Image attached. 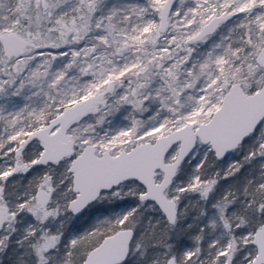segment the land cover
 Wrapping results in <instances>:
<instances>
[{"label": "snow or ice", "instance_id": "obj_1", "mask_svg": "<svg viewBox=\"0 0 264 264\" xmlns=\"http://www.w3.org/2000/svg\"><path fill=\"white\" fill-rule=\"evenodd\" d=\"M0 264H264V0H0Z\"/></svg>", "mask_w": 264, "mask_h": 264}]
</instances>
